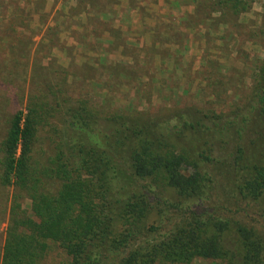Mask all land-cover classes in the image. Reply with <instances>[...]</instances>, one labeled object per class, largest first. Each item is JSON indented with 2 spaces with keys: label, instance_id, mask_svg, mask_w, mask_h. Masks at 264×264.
Masks as SVG:
<instances>
[{
  "label": "trees",
  "instance_id": "1",
  "mask_svg": "<svg viewBox=\"0 0 264 264\" xmlns=\"http://www.w3.org/2000/svg\"><path fill=\"white\" fill-rule=\"evenodd\" d=\"M96 1L80 11H99ZM194 1L200 22L232 24L256 0ZM42 95L12 114L1 142L0 186L13 188L1 264H41L49 241L66 254L59 264H264V232L237 216L264 222V59L225 112L102 115L81 100L63 111L46 162L34 146L55 109Z\"/></svg>",
  "mask_w": 264,
  "mask_h": 264
},
{
  "label": "rangeland",
  "instance_id": "2",
  "mask_svg": "<svg viewBox=\"0 0 264 264\" xmlns=\"http://www.w3.org/2000/svg\"><path fill=\"white\" fill-rule=\"evenodd\" d=\"M95 3L99 11H85L87 6L82 12L80 0H0V148L12 114L26 111L31 95L43 94L55 109L34 146V158L46 162L63 111L81 100L102 115L114 109L148 115L189 109L220 113L251 91L264 59V0H256L232 24L200 22L194 0ZM165 32L178 43H161L158 35ZM124 68H139V78L130 71L120 74ZM222 78L230 89L219 99ZM12 194V187L0 186V264ZM24 206L30 211L29 200ZM157 207L150 223L158 218ZM237 216L264 232L259 214ZM63 260L64 251L49 241L41 264ZM191 264L223 263L196 258Z\"/></svg>",
  "mask_w": 264,
  "mask_h": 264
},
{
  "label": "crops",
  "instance_id": "3",
  "mask_svg": "<svg viewBox=\"0 0 264 264\" xmlns=\"http://www.w3.org/2000/svg\"><path fill=\"white\" fill-rule=\"evenodd\" d=\"M125 5H126V4H125ZM125 5H124V6H125ZM81 15H82V14H81ZM67 64H69V63H65V65H67Z\"/></svg>",
  "mask_w": 264,
  "mask_h": 264
}]
</instances>
